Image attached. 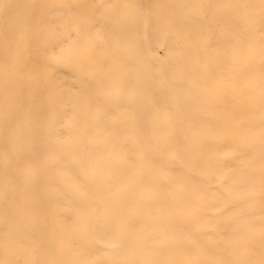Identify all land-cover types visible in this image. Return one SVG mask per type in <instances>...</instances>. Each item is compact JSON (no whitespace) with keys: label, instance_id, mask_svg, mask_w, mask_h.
<instances>
[{"label":"bare ground","instance_id":"obj_1","mask_svg":"<svg viewBox=\"0 0 264 264\" xmlns=\"http://www.w3.org/2000/svg\"><path fill=\"white\" fill-rule=\"evenodd\" d=\"M0 264H264V0H0Z\"/></svg>","mask_w":264,"mask_h":264},{"label":"rangeland","instance_id":"obj_2","mask_svg":"<svg viewBox=\"0 0 264 264\" xmlns=\"http://www.w3.org/2000/svg\"><path fill=\"white\" fill-rule=\"evenodd\" d=\"M98 6H99V2H98V1H95V2H94V7L97 8ZM258 35H259V36H262V35H263V33L261 32V29H260ZM160 52H161V53H160ZM159 54L163 55V54H164V50H163V49H160V50H159Z\"/></svg>","mask_w":264,"mask_h":264}]
</instances>
